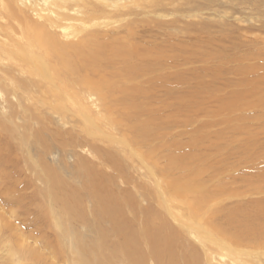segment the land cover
<instances>
[{"label": "bare ground", "instance_id": "bare-ground-1", "mask_svg": "<svg viewBox=\"0 0 264 264\" xmlns=\"http://www.w3.org/2000/svg\"><path fill=\"white\" fill-rule=\"evenodd\" d=\"M38 1L35 0L33 4L26 2L30 6L22 7L19 0H0V88L6 96L3 102L9 108L5 119L10 118V109L14 110L17 106L11 101V96L22 106V113L26 117L35 118L39 114V120L42 121L46 117L44 111L49 110L65 124H71V121L75 124L79 119V135L85 138L81 144H91L88 147H92V152L98 155V159L93 162L88 160L89 157L92 159L89 156L87 161L75 160L78 164L70 178L60 175L54 168H45L47 157L44 155L48 154L52 146L48 144V136L58 140L60 147L69 144L68 141H62L65 134L71 135V145L79 137L74 136V128L69 127L67 132L51 130L50 127L55 122L47 115L39 128L31 126L35 132L32 133L34 137L31 136L36 139L32 146L40 149L38 155L35 156L30 150L32 142L29 138L32 137L27 135L28 140L24 136V141L19 139L23 142L21 146H17L21 153L15 156L14 161H10L13 158L10 153V136L14 137L16 132L10 129V124L0 114V185L15 170L10 168V163L18 169L12 172L16 178L27 175L18 167L23 160L30 165V171H33L31 166L39 164L40 170H34L35 175L45 182V186L35 187L31 191L36 199L46 201L37 204L38 210L25 209L22 215L19 213L24 208L20 212L15 210L17 207L12 210L17 221L28 219L32 226L39 229L35 236L40 239L45 251L40 254L41 259L38 256L32 259L33 264H264V188L247 190H258L255 193L259 194L249 199L248 202L251 203L246 209H241L242 198H238L234 203L235 209L227 206L224 210L218 208L214 211L217 203H213V194L220 191L208 190V184L213 180H203L204 167L200 161L198 165L193 164L195 162L191 154L200 150L196 147L197 141L185 143L184 147L180 144L174 146L168 140H171V133L168 136L166 132H157L153 127L149 111L156 107L154 101L157 96L152 90L156 86L162 92L170 93L167 80L174 69L185 67V63L179 64L183 61L165 54L162 50L165 47H161L162 45L158 48L152 44L130 43L133 45L130 47L124 42L112 53V59L103 63L100 56L97 61L89 62L88 58L95 52L88 50L87 43H75L87 28L77 14L83 9L96 12L99 6L91 0H41L44 6L40 9L37 6L42 3L39 4ZM35 12L37 17L32 15ZM156 16L166 17L165 14ZM54 22L60 24L56 31ZM110 24V21L103 23ZM62 39L70 43L66 44ZM70 52H75L79 59H69ZM141 67L154 69L156 75L147 77L148 74L143 73ZM216 67L218 66L215 65ZM17 72L29 75L28 79L18 80L19 88L10 86V83L16 84L12 78L18 79ZM219 72L221 74L222 71ZM204 78L207 77L201 79L203 82ZM163 82L166 87L161 85ZM204 90L203 88L202 91ZM208 91L206 92L209 93ZM147 97L153 98V103L148 104L149 109L144 107L142 100ZM90 100L98 112L91 109ZM77 106L88 123H96L95 118L101 119L93 124L94 127L99 126L104 132L108 127L115 129L119 135L115 138V134H112L111 143L121 144L122 153L135 171L136 164L148 170L147 176L152 179L153 188L139 183L136 178L137 181H134V174L128 173L126 164H120L113 152L103 151L95 141L90 142L95 138L103 140L104 143L109 141L106 137H96L86 126L84 118L68 115V112L75 113ZM45 130H49L50 135ZM76 143L77 141L75 145ZM174 150L179 153H174ZM187 157L190 160H186ZM179 160H183L185 165H178ZM108 168L114 174L108 173ZM174 173L181 174L183 179L184 186L179 187V190L173 188L171 174ZM120 182L123 184L120 185ZM224 184L227 185L220 182L218 186ZM10 188L8 185L5 194L2 193L9 205L11 202L23 203L21 195H17V186L11 190ZM229 191L240 194L238 189ZM10 192L13 196H10ZM7 212L10 215V208L5 214ZM228 241L240 248L233 246L231 242L228 244ZM246 246L259 250L253 255L243 248ZM28 251L31 253L21 255L31 256L35 254L36 248L29 247Z\"/></svg>", "mask_w": 264, "mask_h": 264}, {"label": "rangeland", "instance_id": "rangeland-1", "mask_svg": "<svg viewBox=\"0 0 264 264\" xmlns=\"http://www.w3.org/2000/svg\"><path fill=\"white\" fill-rule=\"evenodd\" d=\"M91 1L97 4L99 9L96 12H88L90 10L87 11L83 9V11L77 14V17L82 19L87 28L83 31L82 36L75 41V43L78 44H80V42L87 43L88 50L95 52L92 54V57L88 58L89 62L97 61V58L100 56L103 63L112 59V53L119 48L121 42H124V44L130 47L133 46L132 44L137 45L140 43L145 45L152 44V46L158 48L162 45L161 47H165L162 48L165 54L173 56L180 62L183 61L179 64L185 63V67L174 69V72L167 80L170 93H167L162 87L161 89L166 93L159 90V87L156 86L152 90L153 94L157 96L154 101L156 107L154 106L155 108H153V111H149L151 112L150 114L152 117H150L153 127L155 130H158L157 132L160 130L161 133L166 132L168 136L169 133H171V140H168L171 141L174 146L180 144L181 147H184L185 143L193 142V140L197 141L196 147L200 150L198 153L191 154V157L194 158L193 162H195L193 164L198 165V161H200L204 167L203 180H213L211 182H213L212 185L214 186H212L210 182L208 184V190L216 189L220 191L217 192V194H213L215 197L213 203H217V207L214 211L218 208L224 210L227 206H232L233 209H235L236 204L234 203L238 201V198H242L241 209H246L247 205L251 203L248 202L249 199L259 194L255 193L258 190H247L264 188V0ZM26 2L33 4L35 0H19V4L23 5L22 7L30 6ZM38 3L42 4L37 6V8L42 9L41 7L44 6L43 1L39 0ZM70 12L75 14L72 10ZM156 14H165L166 17L161 18L156 16ZM32 15L37 17L36 12ZM106 21H110L111 24L103 25ZM53 25L55 31L56 28L60 26V24H56V22H54ZM0 38H2V35ZM88 40L90 42H88ZM180 40L188 41H185V45L184 42ZM63 41L66 44L70 43L69 41ZM175 45H177V47ZM107 53L109 58H107ZM69 59L78 60L79 58L75 55V52H70ZM215 65L218 67L215 68ZM141 69L143 73L148 74L147 77L156 75L155 71H153L154 69H149L147 67H141ZM219 70L222 71V75ZM215 72L217 73L215 74ZM16 74L18 79H12L17 85L13 82L10 83V86L15 85L14 87H18V80L29 78V75L25 73L24 75L20 72ZM200 76L207 77V79L204 78L203 82V80H201L203 77L200 78ZM246 76L247 78H245ZM163 79H166V77L163 76ZM198 84L200 86L196 87ZM161 85L166 87L164 82ZM145 87L150 89L147 85ZM199 87H203L205 90L202 91L203 88L199 90ZM190 89H192L193 92ZM242 89H246V91ZM3 91L4 90L0 88V114L3 116L1 118L8 121L7 124H10V129L16 132L14 137L10 136V153L13 154V158L10 161H14L13 159H16L15 156L21 153L20 150L17 149V146H21V143H23L21 141H24L26 138V140H28L29 136L32 137L31 135L35 133L31 129V126L36 129L39 128L43 124V120H46L47 115L49 117L51 116L50 118H53L52 120L55 122L51 127L48 126L51 130L67 132L70 127L74 128V131L73 129L72 131L75 137L79 135L80 129L77 128L79 127V119H77L75 124H73V121H71V124H65V122H62L59 117L53 115L49 110L44 111V116L46 117H43L42 121L39 120V114H37L35 118H32V116L26 117L27 115L22 113V106H20L17 103V99H14L12 96L11 101L17 105H15L17 110L10 109V118H7L9 120L5 119V116L8 115L9 108L6 106V102H3V99L6 97ZM240 91L243 92V94ZM207 94L212 95L209 96ZM152 99V97L142 99L145 103L144 107H147L146 109H149L148 104L153 103ZM158 100L165 109L159 105ZM91 103L93 104L90 100V105L92 106ZM2 106L6 107L3 109ZM159 106H161V110L158 109ZM5 108L8 109L6 110ZM2 109L3 112L1 113ZM91 109L95 111V113L98 112L95 105H93ZM68 115L75 116L76 118H84L78 106L75 108V113L68 112ZM56 118H58V120H56ZM14 120H16L17 123ZM83 120L88 129L91 130L96 137H106L109 141L104 143L103 140L95 138V140L92 139L90 142L93 143L95 141V144L97 143V146L103 151L113 152L120 164H126L128 173L134 174L133 176L131 175L134 181L138 180L139 183L141 182L153 188L152 179H149L147 176L148 170L144 166L139 167L136 164L135 167L138 172L135 171V168L130 166L127 162V157L123 154L124 152L121 151V144L116 142L111 143V139H113L111 135L115 134V138H118L116 135H119L114 131L115 129L113 127H108L106 132H104L99 126H93V124L101 121L100 118L94 119L96 123L91 121L88 123L85 118ZM76 123L78 124L76 125ZM131 124H134V122ZM23 133L24 135H22ZM45 133H49L48 135H50L49 130H45ZM27 135L29 136L27 137ZM33 137L29 138L30 142H32L29 148L35 155L40 149L38 147H35L38 148L35 149L34 146H32L36 141ZM48 138V144L52 146L48 154L44 155V157L46 156L47 158L45 157V159L43 157L46 163L44 167L47 169L54 168L65 178H70L72 173H75L76 165L78 164L77 161L82 159L86 160L89 156H92V159L91 157L88 158L90 161L95 162L97 161L96 159H98V155H94L96 153L92 152V147H88L89 145L91 146V144L87 143L85 146L81 144L85 138L80 135L78 139H74L73 145H71V135L65 134L62 136V141H68L69 143H65L66 146H61L62 148L58 140L49 136ZM76 141L79 143L75 145ZM100 141H102L101 144H99ZM104 145H106V148H104ZM174 151L176 154L179 153L177 150ZM34 155L32 154V156ZM25 156L29 158L27 154ZM63 157H65V159ZM34 158L36 161V157ZM66 159L67 161H65ZM186 160H190L189 157H187ZM23 161L18 164V167L21 171L24 170L29 177L24 175L16 178V175L12 172L18 169L16 166L13 167L12 163H10V168L15 170L10 172L11 177L7 178L8 181L5 180V182H1L2 184L0 185V264H33L32 259L37 256L41 259L40 254L42 255L45 251L40 239L35 236L37 232H39L37 226H32L28 219L17 221L16 217L12 214V210L15 209V207L18 208L15 209L18 211L24 208L22 212H18L22 215L25 209L26 211H35L39 209L37 204L46 202L36 199L31 192L35 187L45 186V182L38 179L35 175L34 170H40L38 167L39 164H34V167L31 166L33 171H30V165L27 161ZM177 164L185 165V162L179 160ZM56 166H58L57 169ZM175 169L174 167L173 170ZM106 171L114 174L109 168ZM140 175L142 176V180ZM171 180L174 190H179V187L184 186L181 174H171ZM193 180H195V177ZM147 181L149 182L146 183ZM220 182L227 183V185L218 186ZM121 184L123 183L120 182V185ZM8 185L11 187L10 190L13 189L14 186H17V195H21L23 203L11 202L9 205L2 195V193L5 194ZM122 186L124 187L125 185ZM227 188L232 190L238 189L240 194L235 193V191L230 193L229 189L226 190ZM10 196H13L12 192H10ZM15 204L18 206H15ZM9 208L10 215L8 212L5 214V211L9 210ZM38 236H40V233H38ZM230 242L233 246L240 248L238 245H234L232 241ZM230 242L228 241V244H230ZM29 247L36 248L35 254L26 257L21 255V253H31L28 251ZM243 248L246 251H250V254L253 255L259 250L252 246ZM202 254L203 253L200 255ZM262 256L264 258V255Z\"/></svg>", "mask_w": 264, "mask_h": 264}]
</instances>
